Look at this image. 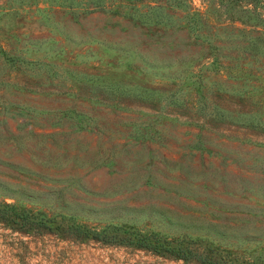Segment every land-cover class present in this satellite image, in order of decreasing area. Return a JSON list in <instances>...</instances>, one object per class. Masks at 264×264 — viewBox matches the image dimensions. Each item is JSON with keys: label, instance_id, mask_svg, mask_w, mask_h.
<instances>
[{"label": "rangeland", "instance_id": "obj_1", "mask_svg": "<svg viewBox=\"0 0 264 264\" xmlns=\"http://www.w3.org/2000/svg\"><path fill=\"white\" fill-rule=\"evenodd\" d=\"M0 264H264V0H0Z\"/></svg>", "mask_w": 264, "mask_h": 264}, {"label": "trees", "instance_id": "obj_2", "mask_svg": "<svg viewBox=\"0 0 264 264\" xmlns=\"http://www.w3.org/2000/svg\"><path fill=\"white\" fill-rule=\"evenodd\" d=\"M15 220L17 224L23 227L47 228L48 223H33L26 217L24 211H17L14 206L6 203L0 205V220ZM72 235L86 240H96L103 243H118L126 246H132L137 249L146 250L156 255H168L178 260L193 261L199 264H238L232 261L215 260L211 255H202L188 248L183 240L166 241L156 236L141 235L134 231L109 228L101 232H92L88 229L70 226Z\"/></svg>", "mask_w": 264, "mask_h": 264}]
</instances>
